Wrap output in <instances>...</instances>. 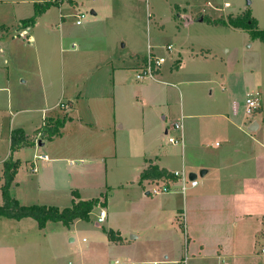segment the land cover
Segmentation results:
<instances>
[{
  "label": "crops",
  "instance_id": "1",
  "mask_svg": "<svg viewBox=\"0 0 264 264\" xmlns=\"http://www.w3.org/2000/svg\"><path fill=\"white\" fill-rule=\"evenodd\" d=\"M45 1H32L30 13L16 20L17 29L20 28L16 32L20 35L10 34L7 23H0L3 28L0 29L1 66L3 64L0 184L3 162L11 156L12 160L20 162L10 187L11 195L20 204L64 208L72 204L73 191L80 199L99 198L100 203L91 211L89 220L75 219L68 226L59 221H47L40 228L31 217L2 218L0 264H118L119 261L122 264L158 261L178 264L177 261L183 260L164 250V259L159 257V260L141 249L123 255V248L129 241L133 245L137 242L143 245L138 240L142 238V242H147L154 237L173 246L185 241L186 247L192 249L189 264H204L208 262L207 258L216 259L218 264H230L232 259L247 256L245 247L249 237L255 243L264 242V124L254 118L259 111L263 112L262 73L255 72L254 95L260 99V106L248 121L244 110L239 114V104L234 98L216 100L217 111H209L214 102L213 88L205 94L211 101L210 107L202 104L201 98L190 106L184 91L174 83L175 80L181 82L188 68L199 70L196 68L200 65H190V61L208 62L217 57L211 47L199 43L201 40L197 44L198 39L188 29L202 26L207 19H219L221 13H228L225 8L231 3L228 0H202L209 7L219 6L215 2H220L222 9L215 17L213 12L195 9L197 0H161L172 6L171 10L180 11L178 23L182 22L181 27L186 32L175 28V45L171 41L166 43L172 46L168 52L171 55L154 77L137 78L136 70L141 66L148 46L156 53L154 48L160 45L151 46L148 42L146 52H138L135 49L129 51L126 42L121 44L123 36L114 26L117 19H112L115 0H102L92 7L91 17L83 18L80 25H76L75 20L66 21V15L60 12L63 2L37 15L32 25H24V20L35 14L36 5ZM69 3L70 7L83 6L78 0ZM150 5L148 1L147 9ZM53 9L59 11V17L56 27L50 30L43 19ZM191 11L201 13L195 17ZM152 14L153 26L149 24V31L163 30L161 18ZM133 22L134 19L118 23H122L124 29H133ZM175 22L179 27L177 20ZM41 26L51 39L48 48L42 50L45 53L37 49L29 62L25 61L24 51L22 63L16 62L18 81L13 83L8 65L14 64L8 55L11 52L6 53L5 48L10 39L17 37L32 45L31 38H36V29ZM22 30L27 31L26 36L20 32ZM181 33L184 45L177 40ZM18 52L15 56L20 58ZM221 64L218 61L215 67ZM224 73L230 75L227 62L220 73L222 79ZM195 81L207 84L210 79ZM172 87L178 90V95ZM60 102L65 106H60ZM222 107L227 108V113L220 111ZM181 116L186 119L183 141L170 143V127ZM49 117H65L58 135L50 140L37 137L41 145L37 143L10 152L12 129L19 128L25 134L35 136V130ZM216 121L220 122L219 126ZM215 135H220L222 141H212ZM27 150L30 155L26 158L23 152ZM44 154L45 159L35 157ZM150 162L169 171L182 170L188 178L194 173L197 184L182 191L176 181L170 191L153 194L151 182H140V173ZM23 165H26L25 169L29 165L33 175L21 176ZM78 177L84 184L77 183ZM116 197L119 203L114 205ZM102 208L106 212L105 219L101 223L96 221V225L102 224L101 227L85 230L83 223L90 222L96 214L98 216ZM171 214L181 218L183 237L179 234L180 228L172 225ZM145 215L148 222L142 221ZM109 229L118 234L121 241L108 239L106 230ZM150 229L161 232L149 237L147 231ZM85 233L89 238L91 236V241Z\"/></svg>",
  "mask_w": 264,
  "mask_h": 264
},
{
  "label": "rangeland",
  "instance_id": "2",
  "mask_svg": "<svg viewBox=\"0 0 264 264\" xmlns=\"http://www.w3.org/2000/svg\"><path fill=\"white\" fill-rule=\"evenodd\" d=\"M32 1L34 0H0V23H7L8 32L10 34L18 35L19 33L16 32L20 28L17 29V23L16 20L20 17H25L27 13H30L32 8ZM151 2L150 8L147 9V3ZM231 5L227 9L228 13L225 15H222L221 13V19H225L228 15L236 16L239 14H242L244 10L250 9L252 12V16L255 17L258 20V27L261 29H264V0H228ZM249 1V3H248ZM79 4H82L83 6H80V10L82 11H89L85 14V17L90 18L91 13L90 10L92 7L97 6L102 2V0H78ZM64 4H60L62 6L61 8V14L66 15V21L67 22H74L75 17L74 14L77 12L78 8L70 7V3H67L66 1L63 2ZM216 4H219V6H208L206 4H203L202 0L196 1V7L195 9H205L209 13L218 14V10L222 9V6L220 2H215ZM113 7V17L112 19H117V23L114 24L119 29V32L121 36H123L121 40V44H124L126 42V47L129 51H132L135 49L138 52H146L147 50V43L149 42L151 46L154 45H160L158 48H154L156 53L162 54L166 57V61L168 57L171 55L168 53L163 46L166 45L169 41H171L174 44L173 41H175L176 37L175 34V28L179 31L178 28H180V31L185 33L186 29L183 30L181 27V23H178V13L180 11L172 9V6L167 5L166 3H163L161 0H115L112 4ZM219 8V9H218ZM59 11L57 9H53L49 15L43 19V22L46 23L47 26H45L48 29H54L56 27L55 22L57 21V18L59 17ZM158 15V19L161 18L162 20L161 24H164L165 28L159 29L155 28V31L150 32L149 31V24L153 26V14ZM191 13H194L191 11ZM193 14V16L198 17L199 14ZM134 19L133 22V29H124L122 28V23H118L119 21H127L131 22V20ZM157 19V18H156ZM90 20V19H89ZM159 20V21H160ZM175 20H177V24H179V27L176 25ZM208 20V19H207ZM181 21V20H179ZM3 29V28H0ZM17 29V30H16ZM153 29V28H152ZM190 34L194 37H196L197 44L198 41L201 40L199 43L205 44L206 46L211 47V49L214 51V54L217 55V57H213L214 59H210L208 62L199 60V62H192L190 61V65L193 63H196L200 65L199 69L197 71H191L189 68L185 72V75L182 76L181 82H178L177 80L174 81L175 85L184 91L186 100H188V105L191 106L194 100L196 99H203L204 102L202 104L206 103V106H211V101H209V98L205 94L209 93V88H213V94H212V100H214L212 104V109L210 108L209 111L216 112V107L218 106L215 101H221L225 100L226 98L228 101L232 98H234L235 102L239 104L238 110L239 114L241 115L244 110V100L248 95H254L256 94V87H255V72L260 71L264 77V42L253 38L250 36L249 32L247 30L241 29V28H235L230 26L229 24H224L223 22H219L217 24L214 23H208L205 21V23L201 25H195V27H190L188 29ZM23 35H27V31L22 30L20 31ZM44 32H47V30H43L42 26L38 27L36 29V38L32 39V45H27L25 40L22 38H13L10 39V42L8 46H6L5 52H11L8 53L11 63L14 65L11 66L9 63V75L11 79L13 80V83L18 81L19 72L16 67V62L22 63V53L25 54V61L29 62L31 60V56L33 57L32 53L36 52L37 49L40 51V53H45V48H48V44L50 42V38L48 37V34L45 35ZM18 33V34H17ZM34 34V32H33ZM20 35V34H19ZM182 33L177 35L179 37L177 40L184 45V41L182 39ZM24 36V37H25ZM48 42V43H47ZM163 45V46H161ZM133 47V48H131ZM11 49L13 51H11ZM17 50L20 55L15 56L17 53ZM27 50L29 53H26ZM175 50V46H174ZM184 51L186 48L183 49ZM2 54V53H0ZM28 55H30L28 57ZM221 62L222 64L219 67H215L217 62ZM228 63L230 65V75L225 76V73H222L224 71V65L225 63ZM33 62L30 63L31 66H33ZM193 67V66H191ZM195 68V67H193ZM3 72V64L1 66V59H0V81L2 80V73ZM190 72V73H187ZM219 74V75H217ZM250 75V76H249ZM197 79H210V82L207 84L198 83L195 80ZM179 80V81H180ZM173 90H176L178 95V90L175 87H172ZM207 92V93H206ZM260 102V99H259ZM221 105V103H219ZM263 112L259 111L254 118L261 124H264V100L262 102ZM220 111H223L227 113V108L222 107ZM185 113V112H184ZM263 113V114H262ZM253 116L251 118H253ZM183 119V123H184ZM246 121L250 120V118H245ZM219 121H216V126H219ZM175 132L170 129L168 135H174ZM167 139V138H166ZM222 141V138L220 135H215L212 141ZM163 145L167 143V141L164 139L162 141ZM30 151H24L23 155L25 157H29ZM38 154V153H36ZM35 154V155H36ZM25 158H22L24 160ZM25 162V161H24ZM26 166V165H25ZM24 165L20 169L21 176H27L30 177L29 171V165L27 166V169H25ZM199 177V176H198ZM79 180L77 183L84 184L83 179L81 177H78ZM89 180V179H86ZM140 188V187H139ZM147 189L150 187L146 186ZM146 190V189H145ZM143 190V191H145ZM109 195V193H108ZM114 205L119 203V198L116 197L114 199ZM99 210V209H98ZM96 215L91 217V221L88 223H83V226L85 227V230L91 231L92 227L97 228V226L101 227L102 224L96 225ZM4 217H0V222ZM147 215L144 216L142 221L148 222ZM162 219V218H161ZM170 221L172 222V225H175L176 227L180 228V231L183 237V228H181L182 220L181 218L174 216V214H171L169 217ZM153 219H151L150 222H152ZM86 231V232H88ZM161 230H153L150 229L147 231L149 234V237H152L154 235H157L160 233ZM144 234V233H143ZM264 236V232H262ZM86 237L89 239L88 241H91V236L89 238L88 233H85ZM147 235V234H146ZM127 237H129L128 234H126ZM86 238V239H87ZM152 241H143L141 238L140 243H135V245L132 244V241H129V244H127L123 250L125 254L124 256H128V252H134L138 249H141V251L149 253V256L153 257L156 260H159V257H163V251H166L167 254L172 255L173 253L176 254V259H183L181 261H177L178 264H189L191 262L189 260L190 253H192V249L190 246L188 248L186 247V242L183 241L180 242L178 246H173L169 242L162 243V238H151ZM175 243V242H174ZM176 244V243H175ZM182 245V246H181ZM190 245V244H189ZM261 248H264V242L258 241L254 242V240H251V237L247 240V244L245 247L247 256H244L239 259H232L230 264H264V254L261 252ZM211 250V248H210ZM128 251V252H127ZM208 254V253H207ZM171 259V258H169ZM208 262L204 264H218L216 259L207 258ZM146 260H151L147 258ZM122 261V260H121ZM118 264H122V262L119 261ZM139 264V263H138ZM142 264H148V263H142ZM151 264H170L169 262H163L158 261L156 263L151 262ZM192 264V263H191ZM194 264V263H193ZM199 264V263H198Z\"/></svg>",
  "mask_w": 264,
  "mask_h": 264
},
{
  "label": "trees",
  "instance_id": "3",
  "mask_svg": "<svg viewBox=\"0 0 264 264\" xmlns=\"http://www.w3.org/2000/svg\"><path fill=\"white\" fill-rule=\"evenodd\" d=\"M59 4L60 2L58 0H47L41 4H37L35 14L30 18L25 19L23 24L26 26L32 25L37 15L41 14L48 7ZM207 21H211L215 24L223 22L232 27L247 30L251 37L264 42V29L258 27L257 19L252 16L250 9H246L242 14L236 16L228 15L226 20L219 18L215 20L208 19ZM65 120V117L62 119L51 117L45 118L43 124L35 130V136H29L19 128L12 129L10 131V152L13 153L22 147L34 146L37 137L48 140L52 139L54 136L58 135L60 127H62ZM19 166L20 162L18 160H12L11 156L3 162L1 176L2 183L0 184L2 197L0 216L2 217L12 219L31 217L37 222L38 227L40 228H43L47 221H59L63 225L68 226L75 219L89 220L91 211L100 203L99 198L88 200L80 199L78 193L73 191L72 204L64 208H59L54 205H22L11 195L10 192V187L14 181ZM158 179H163L166 183L177 181V177L174 175L173 171H169L166 168H162L151 162L140 173V182H151ZM106 233L108 239L121 241V237L118 234L116 235L112 230H106Z\"/></svg>",
  "mask_w": 264,
  "mask_h": 264
},
{
  "label": "built area",
  "instance_id": "4",
  "mask_svg": "<svg viewBox=\"0 0 264 264\" xmlns=\"http://www.w3.org/2000/svg\"><path fill=\"white\" fill-rule=\"evenodd\" d=\"M60 3L67 2L69 3L72 0H58ZM89 11H82L78 10L75 16V24L80 25L82 23V19L86 13ZM171 44H166L164 49L169 52L171 50ZM166 61V57L163 55H158L151 50V47L148 46V52L144 55V58L141 60V66L136 70V77L142 78L145 76L154 77L156 72L160 69L161 65ZM60 106H65L63 102L59 103ZM260 102L257 98V95H248L244 100V114L246 118H250L254 115L256 110L259 108ZM183 116L175 120L170 129H172L175 134L168 137V141L174 144H180L183 141ZM37 144V140H35ZM36 158L45 159L47 156L44 155H37ZM35 170V168H34ZM174 175L177 177V181L180 183V190L184 191L188 187L195 186L197 181L195 179H189L188 175L183 172L182 170L173 171ZM152 187L150 188V192L153 194H157L160 192H167L170 191L173 187L174 182L166 183L163 179H158L155 181H151ZM106 216L105 209L102 208L96 218V221L101 223ZM264 252V248L261 250Z\"/></svg>",
  "mask_w": 264,
  "mask_h": 264
},
{
  "label": "water",
  "instance_id": "5",
  "mask_svg": "<svg viewBox=\"0 0 264 264\" xmlns=\"http://www.w3.org/2000/svg\"><path fill=\"white\" fill-rule=\"evenodd\" d=\"M248 3H249V1H248ZM37 143H38V145H41L42 144V142L40 140ZM195 176L196 175L194 173H191V174H189V179H193Z\"/></svg>",
  "mask_w": 264,
  "mask_h": 264
}]
</instances>
